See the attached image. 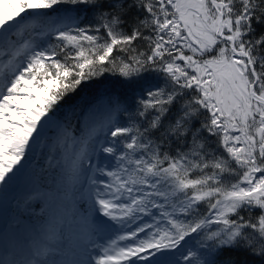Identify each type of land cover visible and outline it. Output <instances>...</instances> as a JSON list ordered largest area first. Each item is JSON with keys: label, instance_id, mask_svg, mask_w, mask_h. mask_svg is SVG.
<instances>
[{"label": "snow or ice", "instance_id": "obj_1", "mask_svg": "<svg viewBox=\"0 0 264 264\" xmlns=\"http://www.w3.org/2000/svg\"><path fill=\"white\" fill-rule=\"evenodd\" d=\"M21 175L0 264H264V0L9 4L0 190Z\"/></svg>", "mask_w": 264, "mask_h": 264}, {"label": "trees", "instance_id": "obj_2", "mask_svg": "<svg viewBox=\"0 0 264 264\" xmlns=\"http://www.w3.org/2000/svg\"><path fill=\"white\" fill-rule=\"evenodd\" d=\"M16 0H0V12L7 10L9 4H15ZM154 78L155 74H150ZM117 80V77L111 73H105L103 76L82 81L74 91L68 93L66 97L58 103L56 115L63 123L70 121L72 125L83 122L85 112L92 104L97 95L105 88L111 87ZM47 143V141H45ZM48 155L47 147L37 149V152L31 157L30 169L38 168L41 165L46 166V157ZM47 175V174H46ZM27 187V177L18 176L8 187L0 190V229L6 228L7 220L10 221L11 211L8 202L18 196ZM39 212V209H36Z\"/></svg>", "mask_w": 264, "mask_h": 264}]
</instances>
